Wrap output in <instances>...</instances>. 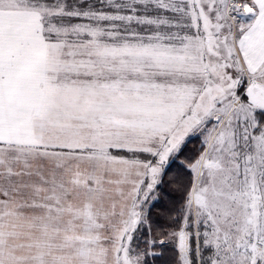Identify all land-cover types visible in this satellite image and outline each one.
Returning a JSON list of instances; mask_svg holds the SVG:
<instances>
[{
    "label": "snow or ice",
    "instance_id": "6c2138e0",
    "mask_svg": "<svg viewBox=\"0 0 264 264\" xmlns=\"http://www.w3.org/2000/svg\"><path fill=\"white\" fill-rule=\"evenodd\" d=\"M0 264H264V0H0Z\"/></svg>",
    "mask_w": 264,
    "mask_h": 264
}]
</instances>
